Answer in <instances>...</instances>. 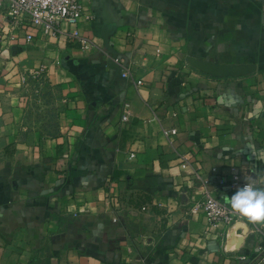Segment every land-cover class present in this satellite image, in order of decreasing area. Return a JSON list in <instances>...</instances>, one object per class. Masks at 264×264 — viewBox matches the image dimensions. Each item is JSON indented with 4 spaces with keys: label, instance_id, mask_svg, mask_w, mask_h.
<instances>
[{
    "label": "crops",
    "instance_id": "0c3cea01",
    "mask_svg": "<svg viewBox=\"0 0 264 264\" xmlns=\"http://www.w3.org/2000/svg\"><path fill=\"white\" fill-rule=\"evenodd\" d=\"M84 10L88 48L0 38V264H264V219L187 210L213 168L264 189V0Z\"/></svg>",
    "mask_w": 264,
    "mask_h": 264
},
{
    "label": "built area",
    "instance_id": "2783aa9c",
    "mask_svg": "<svg viewBox=\"0 0 264 264\" xmlns=\"http://www.w3.org/2000/svg\"><path fill=\"white\" fill-rule=\"evenodd\" d=\"M84 2L85 0H0V38L9 42L17 41L19 35L23 33L25 39L31 41L34 33L30 32V29H33L47 37L68 35L88 48L91 40L78 28L81 19L85 16ZM86 17L90 18V15ZM114 57V60L121 65L122 56L117 54ZM122 76L132 77V74L128 69H122ZM22 77L26 83L31 79L38 80L43 77V70L23 74ZM134 82L137 86L142 84V80ZM129 116L125 114L123 119L127 120ZM172 133H176V130L173 129ZM187 164L184 162L183 167H187ZM213 172L221 175L218 179L220 186H226L228 182L235 190L245 184L255 186L254 182L242 181L240 173L234 169L231 171L230 180L219 168H213ZM187 210L194 215L202 210L209 227L213 230L229 228L240 219L247 218L232 209L228 200L216 194L206 182L202 184L201 198L191 202ZM262 254L264 255V248Z\"/></svg>",
    "mask_w": 264,
    "mask_h": 264
},
{
    "label": "clouds",
    "instance_id": "9594fccd",
    "mask_svg": "<svg viewBox=\"0 0 264 264\" xmlns=\"http://www.w3.org/2000/svg\"><path fill=\"white\" fill-rule=\"evenodd\" d=\"M228 202L232 209L250 220L264 219V189L245 184L231 195Z\"/></svg>",
    "mask_w": 264,
    "mask_h": 264
},
{
    "label": "water",
    "instance_id": "95a60500",
    "mask_svg": "<svg viewBox=\"0 0 264 264\" xmlns=\"http://www.w3.org/2000/svg\"><path fill=\"white\" fill-rule=\"evenodd\" d=\"M191 64L194 65V66H197V67H200L201 66V62L197 59V58H193L191 59ZM253 67H238L236 70L240 73V74H243L245 72H248V71H252L253 70Z\"/></svg>",
    "mask_w": 264,
    "mask_h": 264
}]
</instances>
